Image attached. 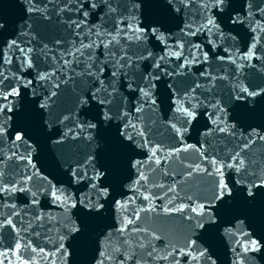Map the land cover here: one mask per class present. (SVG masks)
Here are the masks:
<instances>
[{
    "label": "water",
    "instance_id": "95a60500",
    "mask_svg": "<svg viewBox=\"0 0 264 264\" xmlns=\"http://www.w3.org/2000/svg\"><path fill=\"white\" fill-rule=\"evenodd\" d=\"M111 2L117 8V12L111 14L112 17L118 19L120 13L128 16L129 0ZM146 2L149 4L137 12L141 26L145 19L144 13L150 19L159 20L171 29L165 32L168 45L174 47L183 44L184 56L189 58L199 55L195 50L189 52L192 45H200L208 53V61L179 70L177 65L184 57H170L160 61L161 68L173 73L166 76L159 68L153 67L152 58L136 59L145 47L152 52L153 57L167 56L164 44L154 37L127 44L121 39L120 44L125 45L134 63L132 68L125 70L128 78H125L123 71L113 78L109 75L111 69L105 68L101 79L109 92H112V85L115 91L109 96L110 102L103 106L110 110L109 115L113 119L102 124L96 115L97 108L101 106L93 107L95 101H89L88 105L80 103L82 98L90 94L91 89L99 86L94 76L81 74L85 67V57L92 50L85 49V57H80L79 53L77 58L67 55L79 47L81 39L85 43L96 39L94 36L88 37L86 27L77 30L74 25L69 26L71 20L82 19L75 11V0H31V3L29 0H0V24L4 25L0 30V69L9 77L0 88L6 89V86L16 83L13 74L24 80H32L28 88L21 87V92H26V96L12 97L21 101V108L11 123H18L25 130L32 138L30 143L34 148L29 165L15 157L9 159L15 149L11 148L10 142L0 143V150L3 151V156H0V184L10 187L13 182H17L25 186L21 182L22 176L32 175L26 187L37 192L39 200V203L33 204V197L27 191H17L10 195L0 193V221L5 222L0 227V264H21V261L24 264H98L103 259L100 253L105 250L113 256V260L127 253L140 259V264H172L173 257L168 260L147 257L149 247H154L156 255L162 257L173 247L184 248L189 238L196 240L201 248L207 249L206 255H211L215 264H264V247L256 252L244 253L233 241L247 238L231 236L225 231L243 230L252 233L255 239L264 244V188L253 189L256 194L252 198L246 196L247 184L253 179L259 184L260 179L264 178V140L256 135H264V31H261L257 23L245 21L242 25H233L228 22L234 8H242V4L251 3L252 19L264 26V15L260 11L264 9V0H232L233 4L217 18V23L225 33L223 39L205 32H198L195 36L181 32L184 24L191 23L192 30H195L202 22L203 13L197 0H191L187 9L176 0L175 6L180 7L181 12H174L170 16H165L161 6L154 4L156 0ZM65 5L72 10L69 11ZM29 7L36 10L29 12ZM97 11L90 10L88 24H103L107 30H111L112 18L105 15L101 20L94 15ZM247 11L249 9L245 7L241 15ZM77 32L81 35H77ZM12 40H16L21 48L33 50L32 67L21 66L20 52L16 48L7 47ZM211 41H215V44ZM254 43L255 55L251 59H241ZM114 50L119 54V45ZM94 51L95 59L103 60L101 53L104 50L100 48ZM229 57L235 59V63ZM8 58L11 63L4 62ZM65 59L72 63L65 66ZM205 70L217 77L214 84L209 83V77L200 74ZM53 72L55 75L49 80H40L37 75ZM148 73H160V79L155 82L156 87L152 90L156 104L151 106L135 90L137 84L143 87L142 77ZM129 81L133 83L132 88L127 86ZM57 84L58 87L55 86ZM245 87L259 95L248 97L247 101L236 100V95H246L242 92ZM193 88L194 94L191 91ZM52 92L56 94L50 95ZM185 94H188L187 100L183 101L185 107L189 106L188 101L195 103L193 96L203 102L196 109V119L190 123L175 110V101L185 97ZM100 95H105L103 90ZM45 99L48 107L38 109V105ZM216 100L220 101L227 112L226 117L219 114L226 121V132L215 130L216 125L212 121L216 115L210 118L215 110L209 105ZM141 105L143 111L137 112L135 109ZM37 110L43 113L42 118ZM41 119L51 126L44 128ZM86 121L96 123L97 127L81 131L78 125ZM129 121L136 124V132L141 129L144 132V137H141L131 127L127 129L137 142L131 149L117 142L123 139L118 129L123 130ZM173 124L181 129L182 135L177 134ZM56 140L61 142L54 143ZM145 140L147 146H139ZM248 140L252 142L241 151ZM124 142L131 143L127 140ZM153 146L157 148L156 157L149 159ZM237 151L245 159L248 174L246 176L244 170L237 174L235 169H224V179L227 181L232 177L229 187L235 185L233 196L215 203L212 212L217 215L211 227L207 222L206 229L190 227L192 221L188 219L187 209L184 212L163 211L166 206L172 207L168 200L174 195L177 207L210 202L215 182L219 179L211 161L215 159L227 163ZM19 152L27 154L23 147ZM89 156L94 158V163L100 162L108 171V203H105L100 215H84L80 210L79 198L90 194L86 186L88 181H77L70 171ZM156 159H159L158 164ZM136 161L142 164L139 171L133 167ZM141 173L146 179H139ZM138 179L139 184H136ZM238 180L242 182L237 183ZM50 186L70 195L77 202L76 207H69L66 211L46 190ZM173 186L175 193L168 192ZM135 188L139 191H135ZM145 195H149L150 200H144ZM124 201L133 202L125 209L119 208L117 202ZM144 208H154L155 211L140 210ZM134 212H138L139 218L128 228L142 231L121 234L118 229L122 221L126 217L132 218ZM7 219H11L15 227L8 225ZM69 219L81 225L82 233L76 234L79 236L74 240L67 228ZM60 236L65 237L63 245L68 250L67 254L63 249L57 250L61 243ZM126 239L131 241V248L123 243ZM17 242L25 246L17 249ZM140 242L145 245L144 248L138 246ZM236 253H240V256L237 257ZM175 259L180 264H186L190 258L177 255ZM106 264H113V261H106ZM125 264H131V261ZM191 264L197 262L192 261ZM199 264H210V261L206 262L201 257Z\"/></svg>",
    "mask_w": 264,
    "mask_h": 264
},
{
    "label": "snow or ice",
    "instance_id": "6c2138e0",
    "mask_svg": "<svg viewBox=\"0 0 264 264\" xmlns=\"http://www.w3.org/2000/svg\"><path fill=\"white\" fill-rule=\"evenodd\" d=\"M76 7L75 11L82 17L80 20H71L70 21V27L72 25L75 26V29L79 30L81 28L86 27L87 28V35L88 37H96V39H90L88 43H85L83 39L80 41V45L78 48H75L74 51H70L67 53L68 56L77 58V53H79L80 57H85V49H89L92 51H89L87 53V56L85 57V67L82 75L87 76H94L95 79L98 82V87H95L94 89L90 90V94L80 100V103L83 105H88L89 101H95V104L93 107H96V105H99L101 107L97 108L96 115L99 117V122L103 124L104 121L112 120L113 117L109 115L108 109L104 108L103 106L110 102L109 96H111L112 92L115 91V86L112 85V92H109L108 88L104 85V81L101 79V76H103L105 72V68L111 69L109 71V75L113 78L117 77L118 74H120L123 71V74L125 78H128V72L125 71L126 69H130L133 66L134 59L133 56H130L128 54L127 49L125 48V45L120 44V40L124 39L125 43H138L147 41L150 37H154L155 39L159 40L162 44L165 45V48L167 49V56H160V57H153L152 52L149 51L146 47L143 49V52L140 56L136 57V59H148L152 58L153 60V67L159 68L160 72L164 73L166 76H171L173 73L166 71L164 68L160 67V61H166L170 57H175L177 59H180L182 56L184 57L182 62L177 65V68L179 70H182L185 67H189L193 64L198 63H207L208 61V53L204 52L203 49L200 47V45H192V47L189 49V52L191 53L193 50L199 53V55H193L191 58L184 56L183 53V44H178L176 46H170L167 44V37L165 36V32H170L171 29L167 28L166 25L162 22H160L157 19H150L145 16L144 13V23L143 26H141V23L138 21L137 18V12L141 7L145 8L146 4H149L146 2V0H129V14L128 16H124L123 13L119 14V18L112 17L111 14L117 12V8L113 6L111 0H75ZM197 2L200 4L203 18L202 22L199 24L198 27H196L195 30H192V24L187 23L184 24V26L181 28V32L188 36H195L198 32H205L209 35H216L219 38L223 39L225 37V33L222 31L220 24L217 23V18L220 17L225 13V11L230 7L231 4H233L232 0H197ZM29 3H31V0H29ZM179 3L184 6L185 9L189 8L191 5V0H179ZM157 5L161 6V9L163 11V14L165 16H170L174 12L180 13L181 8L176 7V0H156ZM249 9L245 14L241 15V12L245 9ZM65 8H68L67 5H65ZM252 8L251 3L242 4V8H234L230 14L229 21L233 25H242L245 23V21H249L250 23H257V26L260 27L261 31H264V26H261L258 24V22L254 21L252 19V12L250 9ZM29 12L34 11L36 9L29 7L27 9ZM64 9H61L63 11ZM69 11H71V8H68ZM90 10H98L94 13V15L98 16L101 20L103 19V16L107 15L112 18L113 21V27L111 30H107L103 24H97L92 23L91 25L88 24L87 20L90 14ZM127 10V9H126ZM261 14L264 15V9H260ZM179 27V24H177ZM4 28L3 24H0V30ZM164 29V31H161V29ZM253 31H256L255 28H253ZM77 35H81L80 32H77ZM231 39H235V37H230ZM213 44H215V41H211ZM59 43V41H57ZM119 45V54H117V51L114 50L115 46ZM111 46V47H110ZM7 47L9 49L16 48L20 54H21V66L22 67H32V59H31V53L32 49H24L21 48L16 40H12ZM46 47V46H45ZM102 48L104 51L101 53V56L103 57V60H97L95 59V49ZM255 43L250 47L248 53L241 56V59H251L252 56L255 55L254 52ZM20 59V58H18ZM219 59L223 60L224 57H219ZM229 59L232 60L233 63H235V59L232 57H229ZM5 63H11V59H5ZM64 65L67 66L72 63L71 60L65 59L63 61ZM74 71V70H73ZM202 76L209 77V83H213L217 77L212 76L210 72L205 70L204 72L200 73ZM38 78L40 80H49L52 78L55 73H38ZM16 83L10 84L6 86L5 88H0V143L10 142V146L12 149H15V151L11 152V155L8 157L9 159L15 157L18 160L26 161L29 165H31V151H34L32 143V138L28 136L25 132V130L22 127L18 126L17 124H12L13 116L17 117V114L20 112L21 108V101L14 100L12 97H21L22 95L26 96L27 93L21 92V87L28 88L30 85H32V80H24L22 77L15 76L13 74ZM9 77L5 75L2 69H0V86L4 85V81L8 80ZM160 79V73H148L147 76L142 77L143 87L140 86V84H137L135 87L136 91H139L141 95L146 98L145 103L151 105L156 104L155 97L152 94V90L156 87V81ZM58 87V84L55 85ZM129 88L133 87V83L129 81L128 85ZM169 87H171L169 85ZM199 87V85H197ZM101 90L105 93L103 97H101L100 93ZM210 90V89H209ZM192 93H195V89L193 88ZM242 92L246 95H236V100H246L248 97H255L259 95L257 92H250L248 88H243ZM56 93L52 92L50 95L54 96ZM33 95H35V89H33ZM187 95L185 94V97L181 98L180 100L175 101L176 103V111L181 113L182 116L185 118V121L187 123H190L192 120L196 119L197 116V107L203 103L200 101L197 97L193 96V99L195 100V103L192 101H188L189 106L185 107L184 100H187ZM15 106V107H14ZM212 107L215 111L211 115H216V119H213V124L216 125V131L218 132H226L228 131V127L226 124L225 119H221L219 114H223L224 117L227 116V112L223 105H221L219 100H216L214 103H210L209 105ZM47 99L44 100V102L40 103L38 105V109L47 108ZM137 112L143 111V105L135 109ZM37 113L40 115V117H43V113H40L37 110ZM85 115H87V110L85 111ZM64 119H67V117H64ZM95 119V118H94ZM42 120V125L44 128L50 127L46 121ZM223 125V126H222ZM78 127L81 129V131H85L86 129H95L97 127L96 123H92L90 121H86L84 124L78 125ZM131 127L134 132H136L137 126L136 124L129 121L123 126V130H119V136L123 137V139H119L117 142L123 146L124 148L131 149L133 144H136L137 142L133 139V134L129 133L127 129ZM172 127L176 130L178 135H182L181 129L176 128V125L173 124ZM235 127V125H233ZM186 130V129H185ZM71 131V129H69ZM255 131V130H253ZM137 135L144 137L143 130H139L136 132ZM233 134L234 133H230ZM67 135V133H65ZM257 137L261 140H264V135H261L259 133H256ZM51 138V137H49ZM91 138L90 136L88 137ZM247 139V138H245ZM130 141L131 143H125L124 141ZM54 143L61 142L60 140L53 141ZM251 140H248L241 148V151H243L244 148H247L248 145L251 143ZM141 147L147 146V140H145L144 144L139 145ZM24 148L25 152L27 154H23L19 152L20 148ZM156 151L157 148L153 146L151 149V156L149 159H153L156 157ZM199 151V149H198ZM0 156H3V151L0 150ZM93 157L89 156L84 162L78 163L76 167L70 169L72 176L77 181L86 180L88 181V184L86 185L89 190L90 194L86 196H81L79 198V204L81 206V209L84 215L92 214V215H100L101 210L104 208L105 203H108V196H109V184L106 182L108 177V171L102 166L97 163L93 162ZM156 163H159V159H156ZM213 164V167L215 168L216 174L219 176V179L215 182V189L212 195V199L207 204L201 203L196 206L191 205H180L177 207L174 204L175 195L170 197L168 200V204L172 205V207H165L163 211L165 212H184L186 209L189 213L188 219L192 221V224L190 227L193 229L199 228V229H206L205 225L206 222L208 223L209 227H211L212 223L215 222L216 215L213 214L212 209L215 203L225 201L226 198L233 196V187H229V183L232 180V177H229L226 181L224 179V169H235L236 173L239 174L242 170L245 171V175L247 176V170H246V162L245 159L241 156V152L237 151L233 155L230 156L229 162L222 163L218 162L215 159L211 161ZM34 168L35 166L32 165ZM133 167H136L139 171L140 168H142V164L140 161H136L133 164ZM199 167V166H197ZM38 171V170H37ZM36 173H33L35 175ZM191 174V173H189ZM2 175V173H0ZM32 179V175H23L22 176V183L25 186H21L20 183L13 182L12 185L6 186L3 184H0V193H8L9 195L12 193H15L17 191L20 192H30L31 196L33 197L32 203L36 204L39 203L37 192L31 191L30 188L26 187L28 182ZM139 179H146L145 176H143V173L140 174ZM139 179L136 181V184H139ZM242 180H238L237 183H241ZM264 188V178L260 179L259 184L256 183V180L253 179L251 183L247 184V191L246 196L249 198H252L255 196L256 192L253 191V189H260ZM244 189L245 188H241ZM49 194L54 198L55 201L60 202L67 211L69 207H76L77 202L72 199L70 195H65L64 192L60 189L55 188V186H50L48 189H46ZM135 191H139L138 188L134 189ZM168 192L175 193V187H171L167 190ZM144 200H150L149 195H145ZM189 199H191L189 197ZM103 201V203L101 202ZM133 201H124L123 203L117 202L118 207L121 209H125L129 203ZM6 206V205H5ZM141 211H155L154 208H144L140 209ZM194 214V215H193ZM138 212L133 213L132 218H125L124 221H122L121 227L118 229L121 234L125 232H139L142 231L138 228H128V225L133 224L136 219H138ZM4 221H0V227L4 226ZM239 223H243V221H239ZM7 224L15 227L12 224L11 219H7ZM82 224V222H81ZM67 228L69 233L72 235V240L76 239L81 233V225H78L75 221H72L71 219L67 222ZM229 235L231 236H241L246 237L247 239H236L233 242L240 246L242 251L244 253L247 252H256L259 251L262 247H264V244H261V241L258 239H255L252 235V233L245 232L243 230L239 232H233L232 229H226L225 230ZM79 234V235H76ZM154 238H157L154 236ZM61 243L59 245L58 251L63 249V251L67 254V248H64L63 240L65 239L64 236L59 237ZM123 243L128 246V248L132 247L131 241L124 240ZM25 245H22L20 242H17L16 248L20 249L24 247ZM140 248H144L145 245L140 242L138 244ZM35 250V249H34ZM119 249H114V251H118ZM235 251V248L233 249ZM207 249L201 248L196 240H193L189 238L184 248H175L173 247L171 250L167 251V254L160 257L156 255V249L154 247H149V250L147 251L146 255L149 258H158L163 260H168L169 257H173L172 264H180L179 260L175 259V256H187L190 259L186 262V264H191L192 261H196L197 264L200 262V258L203 257L206 262L210 261V264H215V261L211 259V255H206ZM100 255L103 257L100 261H98V264H106V261H113V264H125L126 261H131V264H140V259L135 258L133 255H129L127 253H122V258H117L116 260H113V256L109 255L107 250L104 252H101ZM237 257L240 256V253H236ZM21 264H24L23 261H21ZM242 264V262H241Z\"/></svg>",
    "mask_w": 264,
    "mask_h": 264
}]
</instances>
